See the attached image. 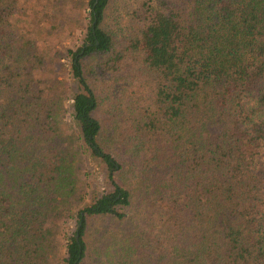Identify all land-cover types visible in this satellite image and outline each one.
<instances>
[{
  "label": "trees",
  "instance_id": "16d2710c",
  "mask_svg": "<svg viewBox=\"0 0 264 264\" xmlns=\"http://www.w3.org/2000/svg\"><path fill=\"white\" fill-rule=\"evenodd\" d=\"M72 1L0 0V264H49L82 202L63 264L97 216L106 264H264V0H87L78 46Z\"/></svg>",
  "mask_w": 264,
  "mask_h": 264
},
{
  "label": "rangeland",
  "instance_id": "374dc122",
  "mask_svg": "<svg viewBox=\"0 0 264 264\" xmlns=\"http://www.w3.org/2000/svg\"><path fill=\"white\" fill-rule=\"evenodd\" d=\"M88 10L89 6L87 0H73L70 4L69 13V43L74 46L82 44L85 28L88 25ZM37 10H34L36 12ZM75 29V30H74ZM68 32V33H69ZM62 71V70H61ZM62 80V77H60ZM70 81V80H69ZM71 82V81H70ZM72 83V82H71ZM69 95L68 99L61 101L64 109V117L68 121H72V100L70 98V86L66 87ZM88 172L83 178L87 181H91L90 186L87 189L88 202L92 199L97 191L99 194L106 191L109 187L108 180L106 179V171L103 169V165L95 159L86 156ZM82 202L78 207H73L70 210V205H66L69 210H62V215L56 221L50 220L46 225L52 232V244L54 247V254L49 264H63V259L67 254V244L71 237L74 235L77 227V211L83 207ZM86 204V203H85ZM124 225L120 224L116 219L111 217L97 216L90 221L85 234V240L88 244V256L86 264H106L102 253L113 250L116 245L117 239L121 236L124 230ZM125 236V235H124ZM116 239V240H115ZM105 256V255H104Z\"/></svg>",
  "mask_w": 264,
  "mask_h": 264
}]
</instances>
